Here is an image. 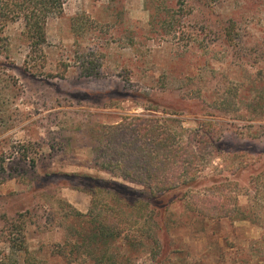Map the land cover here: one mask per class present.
Instances as JSON below:
<instances>
[{
    "label": "rangeland",
    "instance_id": "1",
    "mask_svg": "<svg viewBox=\"0 0 264 264\" xmlns=\"http://www.w3.org/2000/svg\"><path fill=\"white\" fill-rule=\"evenodd\" d=\"M136 117L214 132L193 196L102 167L106 133ZM166 205L167 264H264V0H66L38 48L0 21V264H156L153 236L94 241L92 216L135 233Z\"/></svg>",
    "mask_w": 264,
    "mask_h": 264
},
{
    "label": "trees",
    "instance_id": "2",
    "mask_svg": "<svg viewBox=\"0 0 264 264\" xmlns=\"http://www.w3.org/2000/svg\"><path fill=\"white\" fill-rule=\"evenodd\" d=\"M65 1L0 0V21L7 19L15 21L16 18H21L25 24V33L29 44L38 48L46 41V24L49 18L62 14ZM135 119L136 121L113 125L106 133L105 142L110 158L103 163L102 167L111 172L118 169L122 172L124 179L138 184L142 183L148 187L153 199L176 191L181 193V199L193 196L194 191L189 189V186L196 185L200 175L198 176L195 172L191 174L193 172L191 166L195 164V159L199 157L205 147L204 143L212 141L214 132L207 129L205 139L200 140H197L198 132H196L185 141L174 130L150 123V118V120L145 117H136ZM156 122L158 123L157 120ZM204 199L208 202L214 200L212 196H207ZM245 208L237 205L231 212L238 211L242 214L239 219H246L248 217L245 215ZM188 210L193 211L191 215L194 218L202 220L208 217L218 219L224 216L218 205H213L209 211L191 207ZM168 212L169 207L167 205L163 208H157V215L161 221L156 220L152 225H150V218L154 215L150 218L149 216L139 217L136 223L140 227L135 229V233L127 228H125V233L124 229L119 230V225L109 220L111 217L109 215L104 217L92 216V218H96V224L94 226L95 232L91 234L90 238L94 241L101 238L104 241H111L118 235H123V240L128 245H134L138 239H147L148 242V239L153 236L149 246L156 243L158 247V252L156 248L153 249L152 247V250L157 252L153 255L156 258V264H167L170 260V250L162 255V236L167 237V235L173 236L175 234L168 222ZM236 218L238 217L236 216ZM162 231H164L163 235ZM107 260L110 261L108 264H121L115 257H110ZM96 262L98 263V261Z\"/></svg>",
    "mask_w": 264,
    "mask_h": 264
}]
</instances>
